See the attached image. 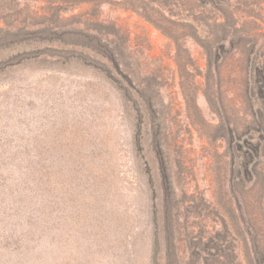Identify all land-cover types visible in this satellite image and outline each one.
<instances>
[{"label":"rangeland","instance_id":"374dc122","mask_svg":"<svg viewBox=\"0 0 264 264\" xmlns=\"http://www.w3.org/2000/svg\"><path fill=\"white\" fill-rule=\"evenodd\" d=\"M0 264H264V0H0Z\"/></svg>","mask_w":264,"mask_h":264},{"label":"trees","instance_id":"16d2710c","mask_svg":"<svg viewBox=\"0 0 264 264\" xmlns=\"http://www.w3.org/2000/svg\"><path fill=\"white\" fill-rule=\"evenodd\" d=\"M212 70H214V69H213V67L211 66V64L208 65L207 68H206V72L210 73Z\"/></svg>","mask_w":264,"mask_h":264}]
</instances>
